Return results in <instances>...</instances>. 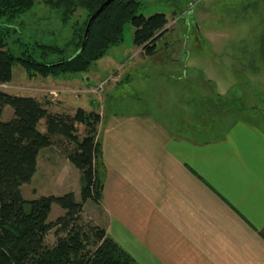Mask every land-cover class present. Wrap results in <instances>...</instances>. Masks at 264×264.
<instances>
[{"label": "crops", "instance_id": "1", "mask_svg": "<svg viewBox=\"0 0 264 264\" xmlns=\"http://www.w3.org/2000/svg\"><path fill=\"white\" fill-rule=\"evenodd\" d=\"M137 66H95V81L87 73L82 88L97 83L99 69L114 79ZM234 86L224 95L206 92L199 102L182 99L174 118L97 112L103 192L99 205L90 201L91 214L84 204L83 215L136 264H264V104L255 106L248 88L233 94ZM216 99L224 102H209ZM230 99L252 104L226 109ZM52 150L39 152L35 175L42 151L54 167Z\"/></svg>", "mask_w": 264, "mask_h": 264}, {"label": "rangeland", "instance_id": "2", "mask_svg": "<svg viewBox=\"0 0 264 264\" xmlns=\"http://www.w3.org/2000/svg\"><path fill=\"white\" fill-rule=\"evenodd\" d=\"M139 2L141 6L137 14L148 17L162 13L168 20L167 31L155 42V53L152 56H144L137 52L132 42L133 28L127 23L123 28L122 41L109 48L105 57L93 64L87 73H93L95 66H106L110 60L117 64L137 62L138 66L131 72L121 76L118 73V78L112 79L110 69H99L96 71L100 78L97 83H92L93 87L82 88L81 79L86 77L87 73L76 77L28 79L23 69L15 66L12 69L11 82L0 85V91L20 97H34L43 103L50 113L70 115L76 107H91L101 116L134 112L149 116L159 115L161 120L174 118L181 112L179 101L182 99L186 102L198 98L199 102L206 92L224 95L233 84V94L247 93L248 88L253 93L255 106L256 102L260 106L264 104V0ZM79 19L80 11H77L70 21ZM18 21L13 24L21 31V41L30 45V48L33 43L38 42L64 49L71 39L69 28H61L56 13L51 12L42 3H35ZM16 36L12 35L8 41L10 46L13 45V50H16V45L12 40L16 39ZM39 51L35 54L36 58L39 57ZM69 53L66 50L61 54L38 60L57 61L68 57ZM88 78L95 81L92 75ZM51 79L61 82L46 85L47 80ZM210 80L213 84L208 83ZM103 82L105 83L100 85ZM229 101H232L231 105H225L226 109L238 106L237 108L247 111L252 104L250 101L248 105L247 101L242 99ZM209 102L221 104L224 101L216 99ZM12 117L13 111L5 107L2 121L7 122ZM234 117L253 118L245 112H236ZM38 129L44 131V122L40 123ZM54 140L52 151L57 159L54 161V167L46 162L45 156L48 154L42 151L38 160L39 171L29 184L21 187V194L25 200L31 201L40 197L72 193L75 200L80 202L79 173L65 158V152L72 146L64 139L56 137ZM66 167H69V171L64 169ZM63 172L65 177L60 176ZM51 175L54 177L51 178ZM86 203L85 210L87 214H91L94 207L90 201ZM63 214V210L53 205L48 222ZM82 220L84 223H92L83 213ZM55 240L53 232H50L46 236V245L53 246Z\"/></svg>", "mask_w": 264, "mask_h": 264}, {"label": "trees", "instance_id": "3", "mask_svg": "<svg viewBox=\"0 0 264 264\" xmlns=\"http://www.w3.org/2000/svg\"><path fill=\"white\" fill-rule=\"evenodd\" d=\"M104 1L0 0V85L11 82L15 66L21 67L28 79L86 74L109 48L122 41L127 23L133 28V45L144 56H152L156 40L167 31L168 20L162 13L148 17L137 14L139 0H114L105 7L92 22L83 49L74 56L88 18ZM35 3L56 13L61 28H69L71 39L64 49L38 42L30 48L21 41V31L13 23ZM77 11L80 19L71 22ZM12 35H17L12 40L16 50L8 44ZM38 50L41 60L66 50L70 53L66 58L44 62L35 57ZM5 107L13 111L7 122L1 119ZM99 121V114L93 110L78 108L70 115L54 114L34 97L0 91V264H136L104 229L82 220L84 204L91 201L99 205L102 198ZM41 122L44 132L38 129ZM56 137L72 146L65 158L79 173L80 202L72 193L27 201L20 189L35 175L39 152L53 146ZM53 205L64 214L48 222ZM50 232L56 240L49 247L45 241Z\"/></svg>", "mask_w": 264, "mask_h": 264}, {"label": "water", "instance_id": "4", "mask_svg": "<svg viewBox=\"0 0 264 264\" xmlns=\"http://www.w3.org/2000/svg\"><path fill=\"white\" fill-rule=\"evenodd\" d=\"M114 0H105L99 7L98 9L92 13L90 15V17L88 18L87 20V23H86V26H85V29H84V33H83V37H82V41H81V44L79 46V49L76 51L75 55L76 56L84 47L85 45V42H86V39H87V36H88V32H89V29L91 27V24L92 22L94 21V19L102 12V10L107 7L111 2H113Z\"/></svg>", "mask_w": 264, "mask_h": 264}, {"label": "built area", "instance_id": "5", "mask_svg": "<svg viewBox=\"0 0 264 264\" xmlns=\"http://www.w3.org/2000/svg\"><path fill=\"white\" fill-rule=\"evenodd\" d=\"M105 82L101 83L100 85H103Z\"/></svg>", "mask_w": 264, "mask_h": 264}]
</instances>
